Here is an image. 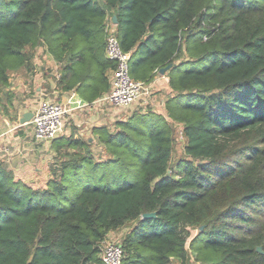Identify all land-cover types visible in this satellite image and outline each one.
<instances>
[{
	"label": "trees",
	"instance_id": "1",
	"mask_svg": "<svg viewBox=\"0 0 264 264\" xmlns=\"http://www.w3.org/2000/svg\"><path fill=\"white\" fill-rule=\"evenodd\" d=\"M114 16L135 79L171 66L186 158L172 169L175 130L149 112L96 129L107 160L58 151L39 183L0 164V264H105L124 227L123 264H264V0H0V95L38 47L62 89L110 91Z\"/></svg>",
	"mask_w": 264,
	"mask_h": 264
},
{
	"label": "crops",
	"instance_id": "2",
	"mask_svg": "<svg viewBox=\"0 0 264 264\" xmlns=\"http://www.w3.org/2000/svg\"><path fill=\"white\" fill-rule=\"evenodd\" d=\"M35 57L32 60L31 68L23 67L11 73L10 84L2 90V94L0 95V164L12 170L9 156H17L18 162L23 160V151H21L22 149L20 146L17 144L15 145L17 151L14 153H10L11 150L6 146L12 141L21 139V136L23 137L25 133L32 134V143L34 144L28 142L27 146H32L34 149L33 154L37 155V152L34 151L36 150V145H39L38 152L40 154L41 164H44V167L42 169L36 168L38 172H41L38 173V175L45 176L51 174L50 166H48L45 160H47V157L57 156L58 151L64 154L67 151L73 153L80 150L82 153L86 152L92 154L96 159L93 147L97 144L103 148L105 154L108 156L109 153L105 145L100 141L96 129L106 127L112 132L116 131V124L118 122L127 121L136 114V109H134V107L121 111L106 103H95L111 91V79L115 68L109 70L107 73L110 80V91L103 93L93 101H89L82 97L76 90L66 91L58 85V79L61 74H63L62 63H58L52 56V59H48V63L43 62L41 64L45 66L46 64L53 63L55 64V70L49 71V67H44L43 70L42 68L37 69V64L40 63V59H35ZM181 60L184 59H178L175 64L181 63ZM57 64H59V68ZM38 67H40V65ZM170 68L165 73H162L161 70L158 73L154 72V79L148 83L152 95L146 97V107L149 105L152 107V109H150L152 113L162 114L167 119H169L167 102L174 96V91L170 86ZM48 91L50 93L46 94ZM6 96H8V99H6ZM47 100L70 105L73 110L68 115L65 133L51 143L39 144L35 141L33 136V124L28 123L21 125L20 119L25 113H33L39 103ZM87 103L91 105L80 107ZM139 106L143 107L144 105ZM140 112L147 113L148 111L144 112V110H140ZM123 113H125V115H123ZM168 121L171 120L169 119ZM69 140H77L80 145L81 143H85V146H83L84 148L82 149H78L74 146L69 148L67 144ZM55 163H57L56 159ZM26 168H28V166L23 167L25 170ZM53 168L56 167L53 166ZM128 232L129 228L124 227L110 232L108 238L123 240Z\"/></svg>",
	"mask_w": 264,
	"mask_h": 264
},
{
	"label": "built area",
	"instance_id": "3",
	"mask_svg": "<svg viewBox=\"0 0 264 264\" xmlns=\"http://www.w3.org/2000/svg\"><path fill=\"white\" fill-rule=\"evenodd\" d=\"M106 57L115 63L111 79V91L95 103H106L119 110H127L139 105L146 106V97L152 95L149 82L135 79L131 74V53L123 50L119 31L110 19L106 25ZM159 69L155 71L158 73ZM84 104L80 107H87ZM140 106V108H144ZM72 107L60 102H41L33 112V136L37 143H51L60 138L66 130L67 118ZM145 112V109H143ZM120 240V241H119ZM102 260L105 264H123L124 248L122 240L106 238L102 243Z\"/></svg>",
	"mask_w": 264,
	"mask_h": 264
},
{
	"label": "rangeland",
	"instance_id": "4",
	"mask_svg": "<svg viewBox=\"0 0 264 264\" xmlns=\"http://www.w3.org/2000/svg\"><path fill=\"white\" fill-rule=\"evenodd\" d=\"M33 51H34V54L36 56L35 59H40L39 60L40 63L37 64L38 66L40 65V67L37 66V69L42 68V70H43L44 67H49V69H50L49 71L55 70V64H53V63L46 64L45 66H44V64H41L43 62L48 63V59H52L51 54H49L43 47H38L36 50L33 49ZM205 62H207V61H205ZM57 65L59 68V64H57ZM48 93H50V92L48 91L46 94H48ZM6 99H8V96H6ZM143 109H145V111H148L147 113L152 112V111H150V109H152V107H150L148 105L147 107L144 106V108H140V106H137L135 113H137V114L141 113L140 110H143ZM121 111H124V110H121ZM123 115H125V113H123ZM168 120L169 119H167V121ZM170 124L172 125V127L175 130L174 154H173V160H172V166H173L172 169H173L177 166V164L180 160L186 158L185 146L187 144V139H186L185 135L183 134L182 124L177 123V122L173 123L171 121H170ZM32 138H33L32 134H26L25 133L23 137L21 136V139H17L15 141L8 143V145L6 147L11 150L10 153L11 152L14 153L15 151H17L16 146H15L17 144L18 146L21 147V149H22L21 151H23V154L21 153L23 155L22 156L23 160H20V162H18L17 156H15V157L9 156L10 166L12 167L13 172L17 176H21L24 179V181L39 183L42 175H40V174L38 175V173H41V172H38L36 170V168L42 169L44 167V164H41L42 162L40 160V154L38 152L39 145L38 144L36 145V150L34 151V152H37V155L33 154L34 149L32 148L31 145L27 146L28 142L32 143V140H33ZM32 144H34V143H32ZM93 150L95 151V154H96L95 156H96L97 160L103 161V160L108 159V156L105 154L103 148L100 145H97V144L94 145ZM7 157H8V155H7ZM55 159H56V156L47 157V160H45V161H47L46 163H48V166H50V168L53 166L56 167L57 163H55ZM25 166H28V168H26V170L23 169V167H25ZM9 169H11V168H9ZM131 179L133 180V178H131ZM189 264H195V263L191 262Z\"/></svg>",
	"mask_w": 264,
	"mask_h": 264
},
{
	"label": "water",
	"instance_id": "5",
	"mask_svg": "<svg viewBox=\"0 0 264 264\" xmlns=\"http://www.w3.org/2000/svg\"><path fill=\"white\" fill-rule=\"evenodd\" d=\"M113 19H114V23H117V17L114 16ZM170 67H171V66H168V67L162 68V69H161V72H162V73H165L167 70H169ZM33 115H34V113H32V112L25 113V114L23 115V117L20 119V123H21V125H25V124L30 123V122L32 121V119H33ZM154 217H156V213H155V212H152V213H145V214L143 215V218H154ZM258 251L261 252V251H262V248L259 247V248H258Z\"/></svg>",
	"mask_w": 264,
	"mask_h": 264
}]
</instances>
